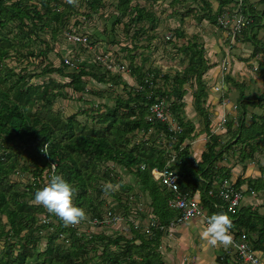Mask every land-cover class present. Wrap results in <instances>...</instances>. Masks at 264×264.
<instances>
[{
    "label": "trees",
    "instance_id": "16d2710c",
    "mask_svg": "<svg viewBox=\"0 0 264 264\" xmlns=\"http://www.w3.org/2000/svg\"><path fill=\"white\" fill-rule=\"evenodd\" d=\"M168 1L78 0L82 7L78 9L67 0H0V245L4 242L0 264H166L161 248L168 232L153 228L144 231L135 222H131L130 236L108 235L105 226L99 233L82 232L65 226L58 217L32 201L34 193L49 181L50 165L56 163V174L75 187L74 203L85 209L91 221H102L109 211L130 221L135 208L137 216L145 219L146 214L136 206L148 198L147 208L151 209L152 218L170 227L179 216L168 204L175 194L156 182L151 173L153 169H165L174 155L177 159L171 169L179 175L180 193L197 195L209 215L226 212L237 237L247 236L253 248L264 255V214L256 207L230 211L228 204L208 195L209 190L216 189L217 178L232 179L231 169L219 164L235 158L246 169L259 150L264 153V93L247 95L246 85L226 74L227 83H233L240 90L235 104L237 111L235 117L225 120L224 133H214L213 113L208 107L210 104L206 105L209 95L204 76L217 65L207 59L204 44L196 38L188 40L183 28L174 31L183 45L173 48L184 57L186 67L174 77L163 75L169 90L158 88L161 70L145 67L149 57H142L143 64H137L139 57L135 52L149 28L152 33L148 34L149 40L161 34L156 32L155 11L160 3ZM198 1L203 11L197 12L188 0H172L173 8L179 3L188 6L187 14L174 12L180 16L182 25L190 14L200 22L207 20L217 27L218 17L224 11L238 10V5L230 7L236 0H218L216 12L212 0H194V3ZM260 4L264 5V0ZM242 10L250 21L239 36L244 44L253 45L251 59L258 60L257 71L264 81V42L258 37L264 28V9L260 11L246 0ZM81 17L90 25L87 30ZM99 20L111 21L110 26L105 24L102 31L98 30ZM121 24L123 38L117 30ZM91 31L94 32L90 34ZM67 33L88 36L94 49L99 45L100 49L105 47L103 52L97 50V55L113 53L114 61L111 57L109 61L114 66L120 62L117 59L120 53L113 48L122 46L130 62L119 72L112 71L116 68L113 65L108 67L96 59L88 65L81 56L88 53L87 46L72 42ZM164 42L174 44L171 40ZM61 48L69 51L71 60L77 59L78 63L72 60L76 63L75 70L71 71L65 62L68 58L61 54ZM53 52L60 58L58 67L51 62L38 67L33 61L44 58L47 62ZM30 67H38L41 72H32ZM126 69L136 79L137 86H131L124 79L121 71ZM45 77L46 81L34 82ZM85 79L110 86L112 92L122 87L123 92L114 98L112 106L99 104L66 117L64 112L55 109L60 100H72L76 95L81 96L79 100L84 95L105 99V92L89 89V81ZM188 85L193 88L195 110L203 119L204 127L199 132L193 121L185 120ZM162 99L169 103L172 118L181 132L174 131L169 122L149 120L151 107ZM249 108L262 111L260 115L252 114L250 125ZM82 115L90 116L93 123L80 121ZM139 135L140 140L135 141ZM203 135L207 142L197 160L191 145ZM46 143L50 155L41 151ZM234 149L240 150L238 156ZM231 151H235L233 155ZM260 166L259 177H238L235 187L248 184L251 191L264 190V165ZM117 167L126 170L136 183H126ZM107 197L117 206L109 203ZM165 208L176 214L167 218L161 212ZM43 232H48L45 245ZM90 253H95L94 257ZM223 254L218 262L231 264L233 254Z\"/></svg>",
    "mask_w": 264,
    "mask_h": 264
},
{
    "label": "rangeland",
    "instance_id": "374dc122",
    "mask_svg": "<svg viewBox=\"0 0 264 264\" xmlns=\"http://www.w3.org/2000/svg\"><path fill=\"white\" fill-rule=\"evenodd\" d=\"M172 0L168 1L167 3H160L158 5L156 11H155V16H156V21H155V26H156V32L161 33L159 34V37L155 40H149L148 34H151V30L149 28V32L145 37H143V41L140 43L141 47L135 52L139 58H137V64L141 65L143 64V58L142 57H149L150 61L145 65V67L152 68V69H160L161 70V75L162 77L158 81V88H168L167 82L164 79L163 75H170V76H175L177 72H181L184 70L186 67V64L183 61V56L177 52V49L173 48V46L178 45L181 47L183 45L182 41L174 35L175 29L183 28V30L186 33V38L188 40H193V39H198L199 43L204 44L206 51H207V59L210 61L211 64H216L217 66L213 69H211L208 73L205 74L204 79L207 84V92H208V99L206 100V105L210 104L209 109L213 113V129L214 131H219L217 134H222L224 132H221L219 130L220 127V122L224 120L227 115L233 114L235 117L237 109L236 103L237 100L239 99L240 96V90L237 89L233 83H227L225 77L226 74H231V76L240 83H244L246 85V94L247 95H262L264 93V81L261 78L259 72L257 71V68L259 66L258 60L252 58V53L254 50V47L251 43L249 44H244L241 39L239 42L234 43L231 45L230 41L226 40V35L227 33H223L218 29V26L212 25L207 20H204L200 22L197 20V18L194 15L187 16L185 18V22L183 25L180 22V16H175L174 12L181 11V14H187L188 12V6H184V3H179L177 6L174 8L171 5ZM191 2L193 4L194 9H196L197 12L203 11V5L201 1H198V3H194V0H188V3ZM250 3L253 5L257 6V9L262 11L264 9V5L260 4L261 0H250ZM213 8L214 11L216 12L219 8V1L218 0H212ZM232 5V4H231ZM230 5V6H231ZM78 9L82 8L81 4L78 2L76 5ZM82 11H85V8L82 9ZM81 21H83V28L87 30V28H90V25L88 24L87 20H85L84 17L80 18ZM111 22V21H110ZM110 22L105 23L103 20H99L96 23V26H98V30H103L105 24L110 26ZM118 33L119 36L123 38L124 35V25L121 24L118 26ZM94 31H91L93 33ZM170 37V40L173 41V45L171 44H165L164 41H169L167 38ZM259 39L264 42V28L259 32ZM48 38V37H47ZM164 38V39H163ZM142 46L144 48H142ZM68 49H73L71 48L72 46H67ZM70 47V48H69ZM99 46H96L95 49L87 47L88 48V53L86 55L81 54L83 57L82 60L88 62V65L91 63L93 64L94 60L97 58V50H101L102 52L106 49L104 48H99ZM102 47V46H101ZM122 46H114V50L119 51L120 55L118 56L117 59L120 60L116 63L118 66L113 65L114 59L113 53L110 54L109 57H111V63L104 64L108 65H113L116 68H113L112 71L114 72H119V70H122L123 65H128L130 62V59L128 58V53L125 49H121ZM232 47V49H230ZM75 48V47H74ZM63 49L61 54L65 58H70L68 55V52L66 48H61ZM60 49V50H61ZM66 49V50H64ZM82 53V52H81ZM227 53H230L229 56H227ZM225 57L228 59V63L230 65L229 71L226 73H222V66ZM71 59V58H70ZM249 59V60H246ZM74 61H77V59H72ZM36 61V65L40 67L42 64H46L51 62L52 65L55 67L60 66V58L57 57L56 53H51L49 55V59L46 62V59L40 58ZM247 61V62H246ZM78 63V61H77ZM84 62L82 64H79L83 66ZM110 64V65H109ZM12 65H15V62H12ZM36 67H30V70L32 72H37L40 73L41 69ZM75 70L74 68H71V71ZM121 74L124 76V79L133 87L137 86V81L135 78H133L130 75V72L128 69L125 71H121ZM48 77V76H47ZM47 77L43 79H35L34 82H43L47 80ZM53 78L57 79L58 81H61L62 79L58 75H52ZM86 81H89L88 88L93 90V91H103L105 92V99H100L97 97H94L92 95H84L81 100L79 98L81 97L80 95H76L72 100H60L56 106L55 109L58 111L64 112V115L70 116L71 114H75L79 111H81L83 108H90V107H96L99 104H108L112 106L114 104L113 100L116 98L120 93H122L123 88L119 87L116 88L114 92L110 91L112 88L110 86H105V85H99L98 83L94 82L93 80L90 79H85ZM63 81L67 82V79H63ZM188 94L185 97V103L186 106L184 108L185 112V120L187 121H193L196 125L197 132L201 131L203 129V119L199 117L195 110V98L193 96V88L191 86L186 87ZM225 101H228V105H224L226 103ZM231 105V106H230ZM262 114V111L257 108H249V115L247 118V122L250 125L252 122V114ZM233 116H231L229 119H231ZM174 118L171 117V123L173 125H176V122L173 120ZM79 120L82 121L83 123L89 122L90 124L93 123L92 119L90 116L82 115L79 117ZM236 124V123H235ZM223 130V129H222ZM141 135L135 136V141L140 140ZM205 141H207V137L205 135L199 137L196 139L192 145L191 149L193 152V156L198 160L200 158L201 151L205 147ZM203 148V149H202ZM235 151L237 149H234ZM231 151V155H233V152ZM240 154V150H237L236 156ZM238 159L231 158L229 160H225V165L227 166L228 164H232L234 166L237 164V166L241 167L242 165L239 164ZM259 161L261 162L259 164ZM224 163V162H223ZM222 164V163H221ZM111 165V164H110ZM264 165V153L261 152L260 150L254 155L253 160L249 161L248 167L251 168L253 171L254 177H259L261 175V166ZM220 166V164H219ZM119 172L123 173V176L125 178V182L128 184L134 185L136 182L133 177L126 171L123 170L119 167H117ZM259 172V173H257ZM154 179V178H153ZM155 180V179H154ZM156 182H160L155 180ZM162 184V182H160ZM164 187V186H163ZM137 188V186L134 187V189ZM138 189V188H137ZM136 192V191H135ZM264 196V193L258 195V199H262ZM108 198V197H107ZM147 199H143L140 201V203L137 204V208L141 209L143 213L146 214L147 218L141 219L140 217L137 216L136 211L133 210L132 216L134 218H130V221L127 220L125 217V220L118 223L117 225H111L108 226L105 232H107L108 235L112 234H120V235H127L130 236L131 234V222L138 224L139 227H141L144 231L150 230L149 226V221L151 219V209L147 208ZM109 203H112L113 201L108 198ZM260 206L258 205V202H255L257 206H253L254 208L259 210L261 214H264V201L260 200ZM247 203V198L243 201L242 205L244 206ZM113 206H117L116 203H112ZM123 212V211H122ZM163 215H167V218L173 217L176 212L169 210L165 208L163 211H161ZM125 213V212H124ZM41 216V215H40ZM44 219V216H41ZM138 217V218H137ZM166 218V217H165ZM90 218L88 217L87 222L81 226L82 232H91L95 231L97 233L103 231L104 229L102 228H96L90 223ZM56 222V221H55ZM168 232V231H167ZM166 232V233H167ZM168 236L163 239V246L161 248V253L163 255L164 260L166 261V264H194V262H191L190 257L185 258V255L183 256L181 252L178 253V247L180 245H186L190 246L196 245L200 246V242L197 241L195 237L187 241H180L179 239H172L171 235L172 232H168ZM47 237H48V232H43L42 233V238H43V245L46 244L47 242ZM61 241V240H60ZM180 241V242H179ZM4 246V242L1 243L0 249ZM102 249H100L101 252ZM173 251H177L175 254ZM100 252L97 254L100 255ZM173 252V253H172ZM219 251L216 250V255L218 254ZM95 253H90V257H94ZM259 255H261L259 253ZM232 256H235L234 254ZM232 258V257H231ZM233 259V258H232ZM264 258L261 256V260ZM234 260V259H233ZM236 260V258H235Z\"/></svg>",
    "mask_w": 264,
    "mask_h": 264
},
{
    "label": "built area",
    "instance_id": "2783aa9c",
    "mask_svg": "<svg viewBox=\"0 0 264 264\" xmlns=\"http://www.w3.org/2000/svg\"><path fill=\"white\" fill-rule=\"evenodd\" d=\"M246 0H236L234 4H232L230 7H237L238 10L236 12H233L231 10L224 11L219 17H218V29L223 32L227 33L226 40L230 41L231 45L234 43L239 42L240 40V33L244 28H247L250 19L243 13V6L245 4ZM70 40L74 43H79L82 45H85L87 47L93 48L92 45L89 43L88 36H79V35H73L70 33L66 34ZM170 40V37L167 38ZM232 49V47H230ZM233 50V49H232ZM230 53H227V56H229ZM109 56H103V55H97L96 60L100 61L101 63L108 64ZM65 62L71 67L76 68V63H74L70 58L66 59ZM222 73H226L229 71V63L227 57H225ZM224 105H228V101H225ZM236 108V107H235ZM151 116L149 117V120L157 119L161 122H169L172 129L177 132H181L180 127L176 125H173L171 123V111H170V105L167 103L165 99H162L161 102L153 105L150 109ZM225 119V118H224ZM222 122V121H221ZM220 122V128L222 123ZM224 123V121H223ZM224 127V125H223ZM223 129V130H222ZM220 131L224 132L225 129L222 128ZM219 131H214V133H218ZM177 157L174 155L168 165L165 169L159 171L157 169L152 170V177L162 182L163 186L168 189L170 192H173L175 194L174 199L169 201V207L172 210H175L179 213V216L175 218L170 223V227H165L160 224V222H157L155 219L151 217L149 221V228H153L156 230H161L162 232H169L171 230H174L184 224H187L190 221L194 220H200L204 221L206 224L207 217H209L208 211L203 206L200 198L196 196H190L189 194H182L180 193V187H179V175L171 169V167L176 162ZM56 171V169H55ZM51 175H52V169H51ZM50 175V176H51ZM216 189H212L208 191V195L217 200H221L222 202L228 204L229 210L235 212L236 210L243 207L242 203L245 200V194L246 192L243 191L241 188H236L234 184H232L229 180H223L218 178V182L215 183ZM125 218L121 214L113 213L112 211H109L102 221H99L98 219L95 220H89L90 223L96 227L101 228L102 226L108 227L117 225L118 223L124 221ZM46 220H44L45 222ZM86 221L81 222L78 225L70 226L74 229L81 230V226L85 224ZM151 231V230H150ZM89 233V232H88ZM91 233V232H90ZM230 234L233 237V242L230 246H227L226 250H224L223 253L226 254H234L237 255L240 260L243 261L245 264H264L263 260H261V255H259V251L255 250L253 246L250 244L249 240L247 239V236L237 237V232L234 230V226L232 223V228L230 229ZM222 254L221 256H223Z\"/></svg>",
    "mask_w": 264,
    "mask_h": 264
},
{
    "label": "clouds",
    "instance_id": "9594fccd",
    "mask_svg": "<svg viewBox=\"0 0 264 264\" xmlns=\"http://www.w3.org/2000/svg\"><path fill=\"white\" fill-rule=\"evenodd\" d=\"M67 3L76 6L78 0H67ZM49 144L43 145L41 151L49 154ZM197 163H199L197 161ZM52 175L45 186L34 193L32 203L42 206L49 214L58 217L65 226H75L88 219L85 209L74 203L75 187L64 179L62 175L56 174V163L50 165ZM109 188L106 186L105 191ZM232 220L226 212H218L207 217L206 226L199 233L200 238L209 246H230L233 237L230 234Z\"/></svg>",
    "mask_w": 264,
    "mask_h": 264
},
{
    "label": "crops",
    "instance_id": "0c3cea01",
    "mask_svg": "<svg viewBox=\"0 0 264 264\" xmlns=\"http://www.w3.org/2000/svg\"><path fill=\"white\" fill-rule=\"evenodd\" d=\"M233 114H235V113H233ZM233 114L227 115V117H225V119L223 120L224 123H225V120L227 118L233 116ZM223 121L221 122L222 123L221 128L219 127L220 130L223 128V125H224ZM206 142L207 141H205L204 145H206ZM204 150H205V147L201 151L200 158H201L202 152ZM220 166L225 167L227 169H231L232 179H231V181L230 180L229 181L234 185L236 184V180L238 179V177H243L244 179L256 178V177H254L253 171L251 170L250 167H246V169H244L243 166L239 167V166H237V164H235L234 166H232V164H228L226 166L225 162L220 164ZM257 173H259V172H257ZM216 182H218V178L215 180L214 184ZM241 189L246 192L245 198H247V203L243 207L257 206L255 202H258V205L260 206V202H261L260 200L264 201V196L262 199H258V195L264 193V190H262L260 192L251 191V190H249L248 184H244L241 187ZM259 206H257V207H259ZM205 226H206V224L204 223L203 220L202 221H200V220L190 221L187 224H184V225H182V226H180L174 230H171V232H172L171 237H172V239L173 238L179 239L180 241H187V239L190 240L193 237H195L197 239V241L200 242V246H196V245L192 244L190 247V246H186V245L182 244V245H180V247H178V253L181 252L183 256L185 255V258H187V257L192 258L191 262L195 261L194 264H220L218 262V257H220L223 254L224 250H226L227 247H225V246L213 247V246H209L205 241H203L200 238L199 233L204 229ZM216 250L219 251L217 255H216ZM173 252L175 254L177 253V251H173ZM260 254L264 258V255L261 252H260ZM230 258H231V264H235L236 262H241V264H245V263H243V261H241L237 257V255H235V256L230 255ZM235 258H236V260H235ZM184 263L185 262H183V264ZM263 263H264V259H263Z\"/></svg>",
    "mask_w": 264,
    "mask_h": 264
}]
</instances>
